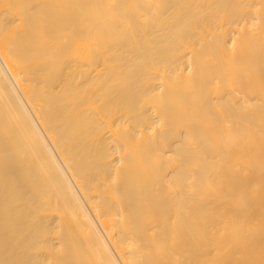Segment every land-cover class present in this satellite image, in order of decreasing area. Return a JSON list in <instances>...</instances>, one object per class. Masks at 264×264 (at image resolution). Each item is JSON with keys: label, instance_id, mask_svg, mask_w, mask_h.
<instances>
[{"label": "bare ground", "instance_id": "1", "mask_svg": "<svg viewBox=\"0 0 264 264\" xmlns=\"http://www.w3.org/2000/svg\"><path fill=\"white\" fill-rule=\"evenodd\" d=\"M0 264H264V0H0Z\"/></svg>", "mask_w": 264, "mask_h": 264}]
</instances>
